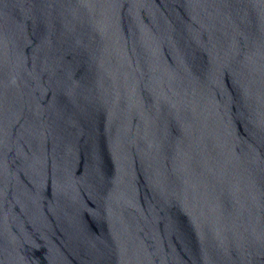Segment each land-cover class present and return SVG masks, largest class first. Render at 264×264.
Here are the masks:
<instances>
[{
    "label": "water",
    "instance_id": "water-1",
    "mask_svg": "<svg viewBox=\"0 0 264 264\" xmlns=\"http://www.w3.org/2000/svg\"><path fill=\"white\" fill-rule=\"evenodd\" d=\"M0 264H264V0H0Z\"/></svg>",
    "mask_w": 264,
    "mask_h": 264
}]
</instances>
